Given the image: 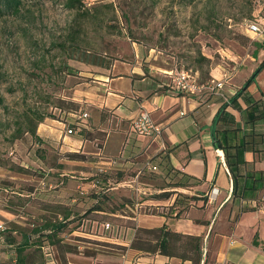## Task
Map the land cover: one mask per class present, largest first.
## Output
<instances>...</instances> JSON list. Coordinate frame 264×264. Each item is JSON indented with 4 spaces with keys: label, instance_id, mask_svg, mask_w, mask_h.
<instances>
[{
    "label": "rangeland",
    "instance_id": "rangeland-1",
    "mask_svg": "<svg viewBox=\"0 0 264 264\" xmlns=\"http://www.w3.org/2000/svg\"><path fill=\"white\" fill-rule=\"evenodd\" d=\"M20 1L14 12L0 0V264H15L14 246L23 243L26 264H61L55 246L39 245L36 230L71 213L72 222L57 235L61 248L105 251L113 247L103 237L113 232L101 229L99 222L130 225L135 211L121 207L119 199L122 190L133 188L129 171L123 184L104 191L115 202L105 203L104 210L113 206L114 214L128 217L92 211L91 203L83 201L85 189L76 186L89 181L87 171L102 169L91 166L92 159L63 157L55 143L58 122L64 130L83 110L73 88L80 82L88 88L90 78L79 74L93 75L113 60L137 54L162 68L188 69L203 85L212 77L209 72L219 78L226 71L230 84L241 81L262 58L255 46L264 34L256 36L247 26L257 22L264 28V0H74L68 3L73 7H67V0ZM83 58H100L102 66ZM42 131L48 133L39 137ZM144 172L139 179L150 181L151 189L172 179H165L160 167ZM63 178L73 181H66L68 191L60 196L76 199L65 207L48 201Z\"/></svg>",
    "mask_w": 264,
    "mask_h": 264
},
{
    "label": "crops",
    "instance_id": "crops-1",
    "mask_svg": "<svg viewBox=\"0 0 264 264\" xmlns=\"http://www.w3.org/2000/svg\"><path fill=\"white\" fill-rule=\"evenodd\" d=\"M260 50L262 57L264 49ZM134 57L127 61L113 60L108 67L98 68L93 75L85 76L84 72L79 74L90 78L89 84L87 83L88 88L81 87L84 82L76 84L73 88L76 93L74 97L81 102L83 107L81 111L86 113L82 120L85 122L84 127L96 133L98 137L92 140L81 139L76 134L67 135L64 131L61 135L63 129L60 122H58L61 125L60 133H53L59 151L80 152L88 161L92 159L89 164L96 169L134 171L130 176L133 188L122 190L119 198L121 207L124 206L130 211L135 210L129 217L131 224H124L122 227L111 225L112 235L103 237L113 248L88 253L64 252L65 263L191 264L189 260L159 253L148 254L129 247L134 227L155 228L166 224L173 231L200 236L201 256L198 264H264V188L255 194L256 209L237 214L241 203L239 199L231 197L230 177L223 153L209 133L211 117L219 103L231 95L243 79L232 84L228 83L227 79L220 89L205 90L191 96L182 95L172 89L169 76L163 73L167 67L154 65L148 58L138 59L137 54ZM223 73L227 75L224 71L220 76ZM209 75L214 76L212 72H209ZM247 93L252 99H259L264 108V68L247 86ZM238 103L241 107L244 106L240 99ZM140 111H146L153 123L160 128L157 135H135L130 130L131 120ZM228 111L233 115L236 125L242 127L245 132L264 133V125L260 120L252 126L243 124L235 110L228 108ZM79 113L73 117L77 118ZM40 125L42 124H38L37 132ZM47 133L42 131V134H36L42 137ZM112 138H114L112 148H109ZM258 138L260 137L255 136V139ZM261 139L262 143L258 147L264 148V135ZM85 144L89 148H85ZM97 144L99 147H96ZM172 146L176 147L168 152L164 162L178 170L175 178L178 179L182 175L189 177L185 180L186 185L162 188L188 195L206 196L210 188L215 190L211 202L206 201L201 206V201L196 200L181 212L179 217L165 215L174 195L166 200L140 197L142 193L149 194L151 190L158 192L161 188L151 189L150 181H141L137 174V170L146 164L163 162L159 158L152 161L149 159L159 151ZM242 158L251 162L252 168L264 169V151L260 153L244 151ZM92 174L94 173L87 171L89 181L79 182L76 186L84 188L86 195L91 192L102 194L105 190L115 188L114 184H121L122 181L111 183L108 187L101 186V182L96 176L93 178ZM63 180V184L61 182L59 187L53 190L54 195L48 194V201L65 207L74 204L76 199H63L60 196L66 195L68 191L65 188V185H68L66 181L69 184L73 181L66 178ZM83 201L85 204L91 203V206L95 199L86 196ZM151 205L160 206L159 211L139 210ZM236 214L237 217L234 219ZM112 215L128 217L119 213ZM71 217V213H64L59 221L63 222ZM253 238L256 244L252 243Z\"/></svg>",
    "mask_w": 264,
    "mask_h": 264
},
{
    "label": "trees",
    "instance_id": "trees-1",
    "mask_svg": "<svg viewBox=\"0 0 264 264\" xmlns=\"http://www.w3.org/2000/svg\"><path fill=\"white\" fill-rule=\"evenodd\" d=\"M2 2L5 4L7 10L15 12L17 11L21 1L2 0ZM73 2L74 0H67V7H73L72 4H68ZM256 48L264 49V38L256 44L255 49ZM81 61L102 66V60L100 58H92L90 60L88 58H83ZM263 68L264 55L251 70L250 74L243 79L240 86L237 87L225 100H222L219 103L211 117L209 126L211 138L217 142L223 153L224 162L230 177L231 197L239 199L241 203L237 214L256 209L257 199L255 198V194L264 188V169H254L250 166L251 162L242 158V153L244 151H250L251 153H260L261 151H264V148L258 147V145L262 143L261 137L264 133H254L251 131L245 132L242 127L236 125L234 117L228 111V108L235 110L239 114L243 124L252 126V124L260 120L264 125L263 106L261 105L259 99H252V97L247 93V86L254 80L256 74ZM176 93L181 94L180 92ZM239 99L243 102V107L239 105ZM41 119L42 116L37 119V123H40ZM82 120L83 119H76L74 117V121L64 127H69L72 131L71 134H76L81 139L92 140L93 138L98 137L96 136V133H93L91 130L84 127L85 122ZM29 133L32 136L33 132L30 131ZM255 136L260 138L255 139ZM96 147H99L98 144ZM175 147L176 146H172L170 148L163 149L149 159V161H152L159 158V160H163V162L159 161L156 164H146V166L148 165L154 168L160 167L164 175L166 174L164 176L165 179L172 177L173 180H167L162 187L186 185L185 180L189 177L187 175H182L178 179L175 178L178 170L164 162L165 156ZM62 156L65 158H78V160H83L84 158V154L70 151L63 152ZM146 166H143L141 170H137V174L139 173L143 176L145 173L144 171L148 170L146 169ZM131 173L133 174L134 171ZM125 175V171L113 168V170L109 171L98 170L91 176H93V178L96 176L101 183L111 184L121 181ZM162 187L160 191L151 193L149 197L152 200H166L174 195L172 203L169 206L173 209V211H167L165 213L166 216L179 217L181 212H183L191 203H194V201H201V206L206 202V195H188L181 192H175L170 189H163ZM87 196L91 199H95L90 206V209L94 212L101 211L103 212L101 213L102 215L109 216L116 210L113 206H111L108 211L104 210L105 201L106 203L111 202L110 198L104 193L96 194L91 192L88 193ZM168 210H170V208H168ZM237 214L234 219L237 217ZM71 222L72 220H66L63 222H57L56 224H45L42 229L36 230L39 233L37 237L39 245L42 247L55 246L61 264H66L64 252L71 251L69 249L61 248L59 244L60 239L57 238V235L67 228ZM103 222L104 221H101L99 223ZM110 224L112 225V223ZM45 228L47 229L45 230ZM142 236L145 237L143 238ZM200 243V236L173 231L166 224H162L161 226L155 228L134 227V235L129 243V247L148 254L159 253L168 257H177L181 260H189L191 264H198L201 256ZM252 243L256 244L254 238L252 239ZM26 247L27 246L24 243L14 246L16 255L15 264H26V255L22 254Z\"/></svg>",
    "mask_w": 264,
    "mask_h": 264
},
{
    "label": "built area",
    "instance_id": "built-area-1",
    "mask_svg": "<svg viewBox=\"0 0 264 264\" xmlns=\"http://www.w3.org/2000/svg\"><path fill=\"white\" fill-rule=\"evenodd\" d=\"M248 30L256 36L261 37L264 34V28L259 26L257 22H250L247 26ZM169 76L170 85L176 92H180L182 95H196L205 90H213L222 88L224 82L228 79L229 75L223 73L219 78L211 77L207 84H201L197 81L196 74L188 69L182 67L173 66L166 69L163 72ZM86 117L85 112L79 113L76 119H84ZM130 130L135 135H157L160 128L153 123L146 111H140L130 122ZM64 133L69 135L72 133L69 127H64ZM146 169L153 170L154 167L146 166ZM131 181V180H130ZM124 181L120 183L123 184ZM215 190L210 188L209 193L206 196V201L211 202L214 199ZM101 229L111 230L112 226L109 222H103L100 224Z\"/></svg>",
    "mask_w": 264,
    "mask_h": 264
}]
</instances>
